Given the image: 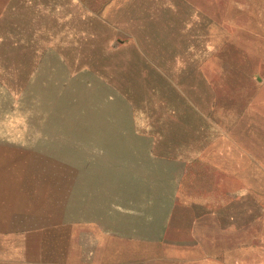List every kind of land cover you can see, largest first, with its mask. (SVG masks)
Wrapping results in <instances>:
<instances>
[{
    "label": "rangeland",
    "instance_id": "rangeland-1",
    "mask_svg": "<svg viewBox=\"0 0 264 264\" xmlns=\"http://www.w3.org/2000/svg\"><path fill=\"white\" fill-rule=\"evenodd\" d=\"M256 1L0 0V264H264L248 201L222 230L183 204L224 207L236 186L264 198V134L237 119L248 159L208 147L183 201L164 171L244 103L264 61Z\"/></svg>",
    "mask_w": 264,
    "mask_h": 264
},
{
    "label": "crops",
    "instance_id": "crops-1",
    "mask_svg": "<svg viewBox=\"0 0 264 264\" xmlns=\"http://www.w3.org/2000/svg\"><path fill=\"white\" fill-rule=\"evenodd\" d=\"M256 2L259 3H252V6H260L264 8V0H257ZM262 53H264V47H262ZM264 60V59H262ZM259 68V67H258ZM260 71L256 72V75L251 72L249 74L248 83L247 84V93L244 99V103L242 100L239 101V103L230 102L229 104L225 105V109L231 113H233V116L231 117V121L223 120L222 118L212 115L213 118L209 119V124L207 123V126H203L200 128L198 134H201L202 136V142H204L201 146V148L196 151V153H193L191 155H185V153L177 151L174 148H171L168 150L174 151L173 154L167 153L165 155V165H164V171H165V190L172 192L173 198L179 199L183 201L182 199L178 198V196L175 195V193L181 189V186L184 185L185 181V175L186 170L189 166H193L194 163H197L198 157L200 159L203 157V154H206L208 151L207 148H214L216 155H227L230 154L232 151L242 153L246 156L248 159V139L245 140V144H241V140L238 139V130H237V119L244 120L245 121V128L243 134L248 137V135H254V134H264V61H262L260 65ZM159 71V70H157ZM156 72V71H155ZM173 86H178L177 84H174ZM192 109L193 106H191ZM196 110V109H194ZM198 111V110H197ZM199 112V111H198ZM206 119V115H202ZM196 131H194L195 133ZM211 137L214 138V142L211 143ZM206 139V140H205ZM158 145V139L152 143V145ZM209 144V145H207ZM211 144V145H210ZM156 147V145H155ZM153 150V148H152ZM176 150V151H175ZM262 151H264V146L261 148ZM183 153V154H182ZM211 153V152H210ZM209 155V153H207ZM203 161V160H202ZM158 163V162H156ZM154 162H151L150 164H156ZM205 163V161H203ZM229 165L231 167V161L229 160ZM206 164V163H205ZM210 165V164H209ZM171 166H177L181 168V174L179 177H177L174 180V187L173 189L170 187L168 180L171 181L170 178L172 175ZM254 159L251 156L249 159V167H254ZM154 167V166H153ZM234 171H233V177L234 182L236 183V180H238L236 167L237 163L233 164ZM256 167L258 168V171L261 173H264V159L261 160V163H256ZM170 177V178H169ZM248 182V178H247ZM236 185V184H235ZM170 188V189H169ZM246 188V187H245ZM241 194L239 195L237 186L236 190L230 194H228L229 203L225 204L224 207L219 208H211L212 206L207 207L205 204H199V203H193V202H185L183 201V204L192 205L193 207H196L197 211H202V213L199 216H212L213 221L216 226H218V229L222 230L229 226H233L235 229L243 227L242 225H239L238 223L233 222V217L238 214L237 211V203L240 200L248 201L247 205L249 206V210L247 211V215H264V198L258 199L255 198V191L253 189H243V191H240ZM170 193L166 194V199H170ZM257 197V195H256ZM242 200V201H243ZM241 201V202H242ZM256 210V212H255ZM199 211V212H200ZM204 211V212H203ZM167 216V215H166ZM228 216L230 217L229 222L222 223V217ZM194 221V220H193ZM167 222V221H166ZM166 223H164L165 226ZM162 225L161 229L164 227ZM163 230V229H162ZM160 230V232L162 231ZM261 243H264L262 241Z\"/></svg>",
    "mask_w": 264,
    "mask_h": 264
}]
</instances>
